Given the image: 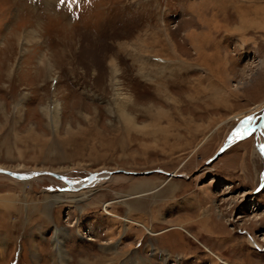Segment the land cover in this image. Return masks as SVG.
<instances>
[{
    "label": "rangeland",
    "instance_id": "rangeland-1",
    "mask_svg": "<svg viewBox=\"0 0 264 264\" xmlns=\"http://www.w3.org/2000/svg\"><path fill=\"white\" fill-rule=\"evenodd\" d=\"M69 5L0 0V264H264V0Z\"/></svg>",
    "mask_w": 264,
    "mask_h": 264
},
{
    "label": "bare ground",
    "instance_id": "bare-ground-1",
    "mask_svg": "<svg viewBox=\"0 0 264 264\" xmlns=\"http://www.w3.org/2000/svg\"><path fill=\"white\" fill-rule=\"evenodd\" d=\"M257 108H258V106H257ZM263 109V108H262ZM261 116H264V109H263V114L261 115ZM252 121V125H250L252 128H254V122H253V118L252 117H249V118H247V119H245V122H247V121ZM241 125H243V123L241 124ZM239 126V127H237L236 129H240V127H242V126ZM264 126V124L263 125H259L258 127H256L255 126V128L254 129H251V130H248L249 132H247V134H251V132L250 131H254V130H257V129H261V127H263ZM264 129V128H263ZM252 131V132H253ZM246 132V131H245ZM245 132H242V133H239L238 131L236 132V130L233 132L234 134H233V136H234V138H232L233 136H230L233 140H235V141H230V140H228V139H226V141L223 143V147L226 145V144H228L229 143V145H227V147H229L230 145H231V143H235L237 140H239V139H241L240 137H242L243 135H245L246 133ZM262 132H263V130H262ZM245 133V134H244ZM229 137V138H230ZM261 139H264V132L262 133V135H261ZM227 147H225V149L227 148ZM262 149L263 151H264V140H263V142L259 145V149ZM220 149V148H219ZM260 151V150H259ZM260 153V152H259ZM261 155V154H260ZM263 156V155H262ZM211 163V162H210ZM0 173L1 174H9V176L10 177H12V178H15V179H19V180H27V179H29V178H27V176H30V175H33L32 173H22V174H16V173H12V172H10V171H7V170H5V169H2V168H0ZM45 173L46 172H37L36 174V176L35 177H37L38 175H45ZM48 175H51V176H53V177H57L56 175L57 174H53V173H49L48 172ZM108 175V174H107ZM110 175V174H109ZM108 175V176H109ZM172 175V174H171ZM17 176V177H16ZM20 178H19V177ZM90 177L89 178H92V177H94L95 175H89ZM179 176H181L182 177V175H179ZM184 177V176H183ZM58 179H60V180H62L61 179V176H59V177H57ZM101 178L100 177H94L93 178V180L92 181H88L89 183H86V184H81V183H84L85 181H87V179H85V180H83V181H79V182H76V181H68V183H71V184H69V185H67V186H69L70 188L72 187V188H80V189H82V190H84V189H86V190H88V189H90L91 187H93L94 185H95V183L96 182H98L99 180H100ZM63 181V180H62ZM64 182V181H63ZM65 182H67V181H65ZM67 184V183H66ZM81 186H80V185ZM78 185V186H77ZM82 194H84V192H81ZM59 196V195H58ZM77 200V199H76ZM106 214H108L107 212H106ZM110 215V214H109ZM111 217H113V215H110ZM125 221L128 223L130 220L129 219H125ZM130 222H132V221H130ZM134 224H138V225H141L140 223H137V222H135ZM145 228V227H144ZM145 230L148 232V233H152V231H150L149 229H147V228H145ZM154 234V233H153ZM252 244H255V243H252ZM214 256H216L215 254H213ZM223 264H224V262L223 261H221Z\"/></svg>",
    "mask_w": 264,
    "mask_h": 264
},
{
    "label": "water",
    "instance_id": "water-1",
    "mask_svg": "<svg viewBox=\"0 0 264 264\" xmlns=\"http://www.w3.org/2000/svg\"><path fill=\"white\" fill-rule=\"evenodd\" d=\"M253 122H254V120H253ZM264 124V116H261L260 117V121H259V123H257L256 125L254 124V128H255V126L256 127H258L259 125H263ZM254 128H252L251 126H242V128H241V130H240V132H243L244 130H246V134L244 135V137L245 136H247V135H249V134H247V132H249L248 130H251V129H254ZM243 130V131H242ZM253 131V130H252ZM252 131H250L251 133H252ZM233 134L234 133H232L230 136H233ZM229 136V137H230ZM227 138L228 140H230V141H234L232 138H234V136L231 138ZM243 137V136H242ZM242 137H240L241 139H242ZM227 145H229V143L228 144H226L224 147H222L221 149H220V151H218L216 154H214V156L210 159V160H213V159H215L217 156H218V154H219V152L221 153V151H223V149H225V147H227ZM260 151V154L261 155H264V152H263V150L260 148L259 149ZM264 157V156H263ZM209 160V161H210ZM208 161V162H209ZM158 172H160V173H163L162 171H158ZM153 172H145V174L144 175H149V174H152ZM33 175H30V176H27V178H29V179H31V178H33V177H35L37 174L36 173H32ZM124 174H131V175H135L136 173H128V172H124ZM140 174H143V173H139L138 175H140ZM166 174V173H165ZM7 175H9V174H7ZM169 176H175V175H169ZM17 177V176H16ZM19 177V176H18ZM21 177V176H20ZM19 177V178H20ZM63 179V181L65 182V181H67V182H65V183H67V185H69V184H71V183H68V180H65V178H62Z\"/></svg>",
    "mask_w": 264,
    "mask_h": 264
},
{
    "label": "crops",
    "instance_id": "crops-1",
    "mask_svg": "<svg viewBox=\"0 0 264 264\" xmlns=\"http://www.w3.org/2000/svg\"><path fill=\"white\" fill-rule=\"evenodd\" d=\"M194 259H195V258H194ZM194 259L189 260V262H183L182 264H196L195 261H194ZM193 261H194V262H193ZM198 261L202 262V261H206V260H198Z\"/></svg>",
    "mask_w": 264,
    "mask_h": 264
},
{
    "label": "snow or ice",
    "instance_id": "snow-or-ice-1",
    "mask_svg": "<svg viewBox=\"0 0 264 264\" xmlns=\"http://www.w3.org/2000/svg\"><path fill=\"white\" fill-rule=\"evenodd\" d=\"M62 2H63V0H62Z\"/></svg>",
    "mask_w": 264,
    "mask_h": 264
}]
</instances>
